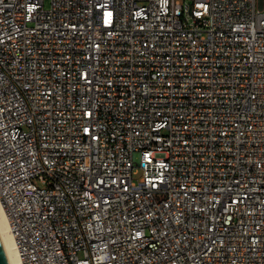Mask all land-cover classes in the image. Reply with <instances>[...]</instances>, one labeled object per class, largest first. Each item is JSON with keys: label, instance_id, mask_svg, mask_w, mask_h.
<instances>
[{"label": "built area", "instance_id": "2783aa9c", "mask_svg": "<svg viewBox=\"0 0 264 264\" xmlns=\"http://www.w3.org/2000/svg\"><path fill=\"white\" fill-rule=\"evenodd\" d=\"M0 200L22 264H264V0H0Z\"/></svg>", "mask_w": 264, "mask_h": 264}, {"label": "bare ground", "instance_id": "6f19581e", "mask_svg": "<svg viewBox=\"0 0 264 264\" xmlns=\"http://www.w3.org/2000/svg\"><path fill=\"white\" fill-rule=\"evenodd\" d=\"M0 232L3 237L11 264H22L18 255L17 245L10 232L9 220L5 208L0 200Z\"/></svg>", "mask_w": 264, "mask_h": 264}, {"label": "water", "instance_id": "95a60500", "mask_svg": "<svg viewBox=\"0 0 264 264\" xmlns=\"http://www.w3.org/2000/svg\"><path fill=\"white\" fill-rule=\"evenodd\" d=\"M0 264H11L1 232H0Z\"/></svg>", "mask_w": 264, "mask_h": 264}, {"label": "rangeland", "instance_id": "374dc122", "mask_svg": "<svg viewBox=\"0 0 264 264\" xmlns=\"http://www.w3.org/2000/svg\"><path fill=\"white\" fill-rule=\"evenodd\" d=\"M180 1H184V0H180ZM46 5L48 6V1L46 2ZM141 176V171L139 170L135 175H134V177L135 178H139Z\"/></svg>", "mask_w": 264, "mask_h": 264}]
</instances>
